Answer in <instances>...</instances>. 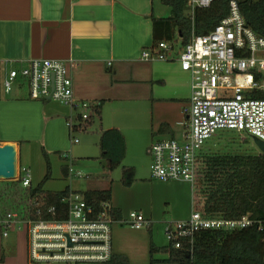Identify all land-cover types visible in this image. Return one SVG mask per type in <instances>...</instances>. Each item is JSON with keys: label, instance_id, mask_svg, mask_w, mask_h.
Returning a JSON list of instances; mask_svg holds the SVG:
<instances>
[{"label": "built area", "instance_id": "obj_1", "mask_svg": "<svg viewBox=\"0 0 264 264\" xmlns=\"http://www.w3.org/2000/svg\"><path fill=\"white\" fill-rule=\"evenodd\" d=\"M192 7H208L211 0H187ZM173 43L162 41L157 47L142 51L145 60L166 59L165 52ZM182 71L190 75V107L188 119L179 139L156 140L149 149L152 159L151 177L159 181L187 182L194 186L201 151L218 132L243 133L264 142V38L255 33L242 17L238 4L231 0L229 12L212 30L203 34L192 32L190 40L178 53ZM22 78L33 100H55L75 112L68 119L71 136L87 128L95 109L87 101L75 99L71 68L58 59H32L19 68L0 69V84L5 95L12 92ZM73 143L78 139L71 137ZM260 152V151H259ZM23 188L30 186L29 170L18 164L17 179ZM67 217L61 220L34 219L29 211L20 218L18 211L0 217L2 235L19 222L27 227L28 264L58 262L64 264H106L112 255L109 202L99 208L90 205L83 194L70 192L63 199ZM36 215H53L54 208H44L35 198ZM131 228H148L151 222L141 213H130L123 221ZM250 214L238 219L210 218L192 210L187 220L168 223L164 233L174 248L182 240L192 238L201 230L236 231L254 225ZM261 229V228H260Z\"/></svg>", "mask_w": 264, "mask_h": 264}, {"label": "crops", "instance_id": "obj_2", "mask_svg": "<svg viewBox=\"0 0 264 264\" xmlns=\"http://www.w3.org/2000/svg\"><path fill=\"white\" fill-rule=\"evenodd\" d=\"M170 15L158 8L156 0H0V69L19 68L32 59L65 61L71 68L75 99L89 102L94 109L100 106L99 114L95 112L100 134L117 129L125 143L126 133H133L149 155L154 141L181 137L190 107V75L178 62L181 46L177 52H165L166 59L142 58V51L152 48L150 17ZM2 93L0 84V100ZM45 107L44 112L48 110ZM45 115L63 122L74 118L75 112L67 107L59 114L48 110ZM7 143L16 144L20 155L16 140H0V145ZM104 160L109 170V160ZM87 189L109 190V206L119 212L112 226L124 224L121 191L116 186L107 182L104 187ZM18 212L24 218L25 212ZM19 224L7 236L0 228V264H28L27 233Z\"/></svg>", "mask_w": 264, "mask_h": 264}, {"label": "rangeland", "instance_id": "obj_3", "mask_svg": "<svg viewBox=\"0 0 264 264\" xmlns=\"http://www.w3.org/2000/svg\"><path fill=\"white\" fill-rule=\"evenodd\" d=\"M186 3L185 14L190 15L192 7L188 5L187 0ZM156 5L165 10L166 16L170 15L160 0H156ZM173 45V51L177 52L181 46L178 37L173 41ZM12 91L11 95L2 93L0 100V140L14 139L19 143L20 155L17 164L29 170L32 188L43 181L48 170L49 177L42 185L44 191L58 192L71 188L83 193L87 188L104 187L107 182L113 184L121 191L123 218L127 219L130 213H141L152 224L150 229L141 230L133 229L127 224L111 226L113 251L125 255L129 264H150V243L156 247L168 245L164 233L166 224L180 221L184 217L186 218L182 220L189 219L193 202L199 206V192L194 190L193 193L190 184L167 186L153 180L152 159L137 141V136L130 132L126 133L125 154L121 164L109 171L106 161L101 157L98 115H92L86 129L74 132L72 136L78 139V143H73L65 118L60 122L45 117L48 110L59 114L69 106L55 100L30 99L22 78L17 80ZM44 106L48 108L45 112ZM259 153L253 139L246 134L218 132L202 149L201 158L216 154ZM123 168L133 170V180L128 186L123 183ZM165 196L168 198L164 199ZM20 197L17 190L14 197L1 201L3 203H0V214L9 210L19 211L22 204ZM19 226L27 232L26 225ZM152 258L155 260L153 264H177L165 261L167 255L161 252L154 253Z\"/></svg>", "mask_w": 264, "mask_h": 264}, {"label": "trees", "instance_id": "obj_4", "mask_svg": "<svg viewBox=\"0 0 264 264\" xmlns=\"http://www.w3.org/2000/svg\"><path fill=\"white\" fill-rule=\"evenodd\" d=\"M230 1L211 0L208 7H195L191 19L185 14L186 0H162L170 7L171 15L166 18L150 17L152 47H157L162 41L173 43L176 37L183 46L190 40L192 32H209L227 16ZM234 1L237 2L246 24L264 38V0ZM256 96L264 98V92ZM95 112L99 114V105L95 107ZM99 146L101 157L109 160V170L117 168L125 154L122 134L117 129L103 131L100 134ZM123 174V183L130 185L133 170L123 168ZM48 177L49 170L35 188H23L19 181H0V203L14 197L18 190L21 196L19 200L22 201L20 210L24 211L25 215L29 211L34 219H65L67 206L63 199L70 191L68 188L58 192L44 191L42 185ZM194 190L200 194V203L197 206L193 202V211L201 212L210 218L225 219H238L250 214L256 223L236 231L201 230L190 238L192 242L183 239L180 249L174 248L171 243L164 247H156L150 243V264L155 261L152 255L156 252L166 254L165 261L177 264H264V154L203 156L198 165L193 193ZM82 194L86 202L95 208H99L101 201L109 202L111 198L109 190L85 191ZM34 198L42 203L45 209L53 207L54 214L50 215L44 211L36 215L34 206L29 207ZM110 214L113 219L119 218V212L116 210L111 209ZM106 264H129V261L123 254L112 253Z\"/></svg>", "mask_w": 264, "mask_h": 264}, {"label": "water", "instance_id": "obj_5", "mask_svg": "<svg viewBox=\"0 0 264 264\" xmlns=\"http://www.w3.org/2000/svg\"><path fill=\"white\" fill-rule=\"evenodd\" d=\"M254 144L264 154V142L253 139ZM16 158L18 160V147L16 144L7 143L0 145V181H15L16 177L12 176V166Z\"/></svg>", "mask_w": 264, "mask_h": 264}, {"label": "bare ground", "instance_id": "obj_6", "mask_svg": "<svg viewBox=\"0 0 264 264\" xmlns=\"http://www.w3.org/2000/svg\"><path fill=\"white\" fill-rule=\"evenodd\" d=\"M16 173H17V158L14 165L12 166V176H15Z\"/></svg>", "mask_w": 264, "mask_h": 264}]
</instances>
